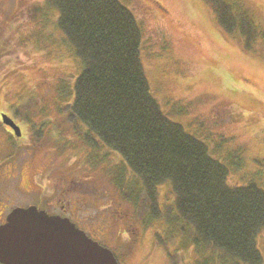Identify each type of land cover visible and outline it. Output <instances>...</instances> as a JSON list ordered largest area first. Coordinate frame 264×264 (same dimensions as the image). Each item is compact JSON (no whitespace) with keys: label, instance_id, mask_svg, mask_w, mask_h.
<instances>
[{"label":"rangeland","instance_id":"obj_1","mask_svg":"<svg viewBox=\"0 0 264 264\" xmlns=\"http://www.w3.org/2000/svg\"><path fill=\"white\" fill-rule=\"evenodd\" d=\"M223 1L254 14L257 38L247 50L244 36L230 35L208 0L120 3L140 26L139 59L160 112L227 168L229 187L253 184L264 191V0ZM57 20L50 0H0V112L14 116L27 139L17 146L0 125V199L27 206L42 189V198L49 193L57 209L65 206L64 217L118 264L210 261L190 239L183 246L180 236L168 239L160 221L143 224L140 202L128 201L117 187L131 177L124 161L78 121L65 120L80 62ZM93 151L97 155L88 156ZM21 185L39 191L23 193ZM172 198L168 184L159 187L156 205L163 214ZM259 232L255 243L264 264Z\"/></svg>","mask_w":264,"mask_h":264},{"label":"trees","instance_id":"obj_2","mask_svg":"<svg viewBox=\"0 0 264 264\" xmlns=\"http://www.w3.org/2000/svg\"><path fill=\"white\" fill-rule=\"evenodd\" d=\"M208 3L230 35L244 36L247 50L257 38L250 8L242 12L233 6L241 8L238 2ZM50 4L58 13L57 28L80 62L64 118L78 121L111 156L124 161L131 177L117 187L128 201L140 202L143 224L160 221L165 236H180L182 246L190 239L208 255L203 264H263L255 239L264 231V191L253 184L229 187L227 168L160 112L142 71L141 29L131 12L119 0ZM259 34L264 39V29ZM165 184L174 194L167 215L156 205Z\"/></svg>","mask_w":264,"mask_h":264},{"label":"water","instance_id":"obj_3","mask_svg":"<svg viewBox=\"0 0 264 264\" xmlns=\"http://www.w3.org/2000/svg\"><path fill=\"white\" fill-rule=\"evenodd\" d=\"M16 137L18 127L5 116ZM0 227V264H118L113 254L57 216L15 209Z\"/></svg>","mask_w":264,"mask_h":264},{"label":"flooded vegetation","instance_id":"obj_4","mask_svg":"<svg viewBox=\"0 0 264 264\" xmlns=\"http://www.w3.org/2000/svg\"><path fill=\"white\" fill-rule=\"evenodd\" d=\"M1 114H4V113L0 112V122H1ZM7 116L10 117V119L14 122V124L16 126L19 125L18 123H16L15 119H13L14 116H12V115H7ZM2 127H3L4 133L6 135V138H8L10 140L15 139V141L17 142V146H19V144H21V142L27 141V139L24 138V136H23V133L24 132L23 133L21 132V137L20 138H15L14 135H13V131L8 126L2 125ZM27 132L29 133L30 131H27ZM47 179L50 180L49 173L47 174ZM47 184L49 186L47 189H50L51 190L52 188H51L49 182H47ZM19 189H20L21 192L27 193V194H30V192L31 193H35V192L38 193V191H39V190L36 191V190H33V189H29L27 186H22V185L19 187ZM42 194H43V190L41 189V191H39V198H38L37 202L34 201L33 204L27 205V206L22 205L21 203L20 204L18 203L17 205L9 204V201L8 200L0 199V226H2V225L5 224L7 216L13 210H15L17 208H20V209L21 208H28L30 206H35L36 207V205L39 206V209L37 208L38 210L45 211L50 216H59V217H62V218H67V217H64L67 214H69L65 210L66 209L65 206H61L59 209H57L55 207L54 203L51 202L52 197L49 195V193H47V196L45 198H42L41 197ZM74 224L77 225L78 223H74ZM77 226H79V225H77Z\"/></svg>","mask_w":264,"mask_h":264}]
</instances>
